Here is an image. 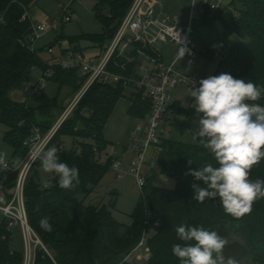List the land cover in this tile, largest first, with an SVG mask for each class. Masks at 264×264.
Instances as JSON below:
<instances>
[{"label":"trees","instance_id":"obj_1","mask_svg":"<svg viewBox=\"0 0 264 264\" xmlns=\"http://www.w3.org/2000/svg\"><path fill=\"white\" fill-rule=\"evenodd\" d=\"M238 1L241 3L238 11L240 15L232 25L223 20L221 11L211 14L210 9L206 8L202 15V24L208 27L221 21L227 37L239 38L238 46L229 50L223 61H218L207 45L201 48L200 57L218 61L219 68L215 76L223 71L237 79L251 80L264 93V0ZM36 2L0 0V15L5 20L0 24V124L7 130L4 140L13 150L12 166L13 160L19 158L23 161L28 155L29 148L25 143L33 136L36 128L45 136L60 119L55 120L54 113L43 117L47 108L53 105L56 111L62 112V116L69 107H64L63 100L80 92L86 81L79 69L65 70L59 65H49L39 56L46 49H35V45L32 49L28 44L32 20L23 17L26 13L31 14ZM132 3L133 0H102L95 8L96 18L103 27L102 34L69 38L71 51L82 53V40H88L95 47L106 46L114 39ZM65 40L64 36H59L57 42L48 48ZM136 46L140 47L138 44ZM147 53L153 55L152 52ZM134 55L137 60L138 55ZM136 64L135 61L123 69L125 60L117 58L108 68L115 74L131 77ZM34 68L40 69L47 83L57 88V94L49 105L44 104V98L40 97L44 90L42 86L38 87L40 93L35 94L31 102L17 103L11 99V92L21 89L28 82ZM49 73L52 75L47 76ZM65 89L70 90V93L62 98ZM125 90L123 81L115 84L94 83L52 138L49 147L59 149L60 161L79 170L80 182L77 186L62 189L57 180L52 179L53 186L44 189L36 179L41 168L40 162L33 165L30 173L33 170L34 175L30 177L29 174L25 186L26 210L31 228L47 251L36 249L32 264H140L128 257L144 234L149 232L152 236L147 246L151 259L143 264H181L180 259L171 251L173 244L183 243L178 240L175 232L181 223L203 226L226 238L236 229L245 243L244 247L233 246L234 250H238L236 260L239 264L241 257L248 258L250 264H264V198L256 200L251 213L240 219L225 214L218 197L204 203L193 199L192 183L201 187L204 184L186 175L189 169L198 170L209 162L215 167L219 166L199 137L194 144L162 139L160 154L150 174L146 176V184L132 214L131 225L121 223L114 217L117 192L111 193L113 198L108 203L104 204L100 200L97 204H86V200L112 169L113 158L101 161V156L110 144L105 137V130L117 105L125 98ZM135 91L137 93H133L129 99L131 105L128 114L135 120L144 121L152 111V104L144 96L143 90ZM254 103L264 106V97ZM173 109L176 121L172 126L189 127L196 116L195 109H183L176 102ZM65 137L73 138L72 151L64 150ZM189 159L193 161L191 165ZM13 168L3 180L4 192L11 190L16 183L18 171ZM158 175L173 179L176 182L175 189L155 187L154 179ZM257 178L264 180V160L251 169L250 179ZM149 194L157 215L155 224L149 223ZM9 196L7 194L6 198ZM43 217L49 218L51 232L41 228L40 220ZM0 264H26L25 250L13 246V230L6 220L0 227Z\"/></svg>","mask_w":264,"mask_h":264},{"label":"built area","instance_id":"obj_2","mask_svg":"<svg viewBox=\"0 0 264 264\" xmlns=\"http://www.w3.org/2000/svg\"><path fill=\"white\" fill-rule=\"evenodd\" d=\"M75 1L67 0L61 6V13L50 20L40 23L32 22L31 35L28 39V44L31 45L32 49L42 36L57 31L61 26L73 20L72 6ZM195 1L193 0L190 23L187 27H182L171 16L157 13L158 0H133L114 39L103 48L97 47L100 49V54L94 59L87 60L84 52L74 53L68 50L65 57L53 61L50 64L51 66L59 65L65 70L79 69L81 76L86 77V81L82 90L76 95L74 101L47 135L43 136L40 129H35L33 136L25 143L29 148V152L38 147H49L59 127L94 83L115 84L123 81L126 89L143 90L144 96L152 104L151 113L146 120L137 123L132 133V137L137 138L136 141H139V145L136 149L135 159L131 162L130 174L136 179L142 191L146 184L145 165L147 153L149 149L159 146L162 139L167 138L169 127L176 121L173 109L176 101L171 92L181 87L191 91V82L199 87V81L201 80V78L193 75L178 72L175 69V63L165 65L160 51L161 46H175L177 48L183 46L189 50L184 56L185 59H196L200 56L201 49L194 41L195 30L192 26L195 15ZM224 4L225 0H204L203 13L206 8H209L211 14H214L220 11ZM23 19L32 20V16L26 13ZM4 21V17L0 15V24ZM139 43L142 45L137 47L136 44L139 45ZM146 49L152 52L153 55H149ZM211 49L218 61H223L229 52L224 41ZM47 51L52 53L53 48H48ZM134 54L138 55L137 60ZM141 57H145L146 61H141ZM117 58L125 60V65L122 66L123 69L126 65L137 62L131 77H123L109 70L110 63L115 62ZM50 75L52 73L47 76ZM46 83L44 77L41 83L42 88L46 87ZM39 93V88L34 90V94ZM38 161L31 162L28 167H25L24 164L16 167L18 177L14 187L8 191L9 198H6L3 190V180L12 169V165L9 163L6 168L0 167V217L8 222L12 230L16 227L21 229L26 264H32L34 254L32 245L34 243L47 251L38 235L31 228L26 210L25 186L33 165ZM123 165V159L114 160L112 164V169L117 172L119 178L123 176ZM146 237L147 234H144L143 239L128 259L136 262H149L151 253L147 246Z\"/></svg>","mask_w":264,"mask_h":264},{"label":"clouds","instance_id":"obj_3","mask_svg":"<svg viewBox=\"0 0 264 264\" xmlns=\"http://www.w3.org/2000/svg\"><path fill=\"white\" fill-rule=\"evenodd\" d=\"M188 51L180 46L175 60L180 62ZM191 84L188 96L194 102L185 107L194 108L199 117L192 138L199 137L219 165L209 162L198 170L189 169L186 175L204 184L201 187L192 183L193 199L204 203L218 197L225 214L240 219L251 213L256 200L264 198V180L250 179L253 166L264 160V106L254 103L264 93L251 80L237 79L228 73L203 78L199 87ZM58 151L55 146L38 147L29 152L26 160L17 158L12 164L28 167L39 160L42 171L51 175V179L43 181L44 189L53 186L52 179L60 188L72 189L80 182L79 170L61 162ZM188 163L193 161L189 159ZM7 166V153L0 152V167ZM40 226L52 231L48 217L40 220ZM175 232L183 243L173 244L171 251L181 264H239L235 258L225 257L228 240L217 231L181 223Z\"/></svg>","mask_w":264,"mask_h":264},{"label":"rangeland","instance_id":"obj_4","mask_svg":"<svg viewBox=\"0 0 264 264\" xmlns=\"http://www.w3.org/2000/svg\"><path fill=\"white\" fill-rule=\"evenodd\" d=\"M203 1L204 0H197V3H196L197 10H200L202 8ZM66 2L67 0H40L38 5L32 9V14H33L32 22L40 23V22L47 21V20H50L51 18L56 17L57 15L61 13V6L64 5ZM101 2L102 0H77L72 6L73 20L70 23L61 26L57 31L50 32L49 34L42 36L36 42V47L41 48L40 46H44L43 48H46L47 46L53 43H56L59 36H64L67 39L66 41H68L69 38L78 39L84 36L102 34V25L97 20L96 14H95L96 6ZM197 32L198 34L194 38H195V43L198 46H202L203 43H206L208 44V46L213 48L215 45L222 42L220 28H209L207 26H203L202 24H199L197 28ZM80 47L83 49L84 55L87 60L94 59L97 55L100 54V49L98 48L92 49V46L89 45L88 40H82L80 42ZM201 48H203V46ZM178 49L179 48L175 46H171L170 48H166L163 51L162 57H163L165 65H170L174 62ZM218 68H219V63L218 61H216V59L209 62L203 57H199L193 60L183 58L180 62L178 61L177 64L175 65V69L178 72L185 74V75H193L201 79L207 78L208 76H215V73L217 72ZM221 73H223V71L219 72V74ZM69 93H70V90L65 89L61 97L65 98L66 95H68ZM78 93H76V95ZM133 93H137V91H134ZM171 93H172L174 100L176 99L181 100V103L185 109L189 108V107H185V104L191 105L194 99L191 96H188L190 92L185 87H181L180 89L173 90ZM56 94H57V88L55 85L52 84L51 89H46V93L44 95L45 96L44 104H48V105L51 104ZM76 95L74 94L73 96H70L66 98L65 100H63L65 108L68 107L72 103V101H74ZM50 113H54L55 120H57L62 114V112L56 111L54 106L51 105L47 108L45 113L42 114V116L46 118L49 116ZM198 119L199 117L196 115L189 127L185 125H184L185 127L183 128L182 127L181 128L171 127L169 130L170 131L169 138L182 141L188 144L196 143V140H193L192 137L196 129L195 121H197ZM6 132H7L6 128L2 124H0V152L7 153L8 164H9L13 156V150L4 140ZM63 148L66 152L73 150L74 140L72 137H65L63 139ZM153 149H154L153 152L155 155L154 161H153L154 163H152V166L148 168V171H149L148 173L151 172L153 166L155 165L158 159L160 151H161L160 146H156ZM105 152L102 155L103 161H105V156H107ZM22 164L23 163H21L19 167ZM13 169L16 170V167H14ZM33 175L34 173L32 170V172L30 173V177ZM124 175L125 174H123V176ZM106 176L107 177L105 178V180L98 186L97 188L98 190L95 191L96 193H99V196H98L99 198L96 199L95 196H92L90 199L86 200V204H97V202L100 200H102L104 204L108 203L113 198L111 193L118 192V195L116 197L118 199L117 207L113 211L114 217L116 220L126 225L132 224L133 223L132 214L142 194V191L140 190L136 179L133 176L128 174L127 176H124L121 180L115 175L112 169H110V171L108 172ZM36 179L38 182L42 184L45 179H51V175L43 172L42 169L40 168L39 175ZM116 184L117 186L123 185L124 188L122 190H119V188L115 187ZM7 194H8V191L5 192V195ZM93 199H96V200L93 201ZM3 223H4V220L0 217V227ZM151 236H152V233L149 232L146 237L147 242ZM227 240H228V244L224 249L225 257L226 258L233 257L237 259L238 254L236 253V251L238 250H234L233 246H243L244 247L245 243L242 237L239 235L236 229H233L230 232ZM13 246L18 250H23L24 248L22 232L19 227H16L15 229H13ZM32 248H33V252H35L36 249L42 248V247L37 246V244L34 243L32 245ZM240 260H241L240 264H250L249 259L246 257H241ZM140 264H143V262H140Z\"/></svg>","mask_w":264,"mask_h":264},{"label":"crops","instance_id":"obj_5","mask_svg":"<svg viewBox=\"0 0 264 264\" xmlns=\"http://www.w3.org/2000/svg\"><path fill=\"white\" fill-rule=\"evenodd\" d=\"M39 2H40V0H37L34 7L37 6ZM196 3H197V0L194 2L195 15H194V20L192 22L193 29L195 30L194 37L198 34L197 28H198L199 24H202V15H203V8H204V1H203L202 8L200 10H197ZM238 5H239V7H238ZM192 6H193V0H158L157 13L167 14V15L171 16L173 19H175L176 22L180 26L187 27L190 23ZM32 9H31V16L33 17ZM240 9H241V3L238 0H225V4L220 10L221 16H222L224 21H226L229 25H232L238 19L239 15H240L238 11ZM40 15H42V14H40ZM203 26H205V25H203ZM209 28H220L221 39H222V41H224L226 43L229 50H233L234 48H236L238 46V44L240 42L239 38H237L236 36L227 37L225 35L224 25L221 21L215 23L214 26L209 27ZM102 32H103V27H102ZM47 34H49V33H47ZM194 41H195V38H194ZM89 45L92 46V49L97 48L91 42H89ZM205 45L208 46V44H206V43L202 44V46H205ZM202 46H199L200 49ZM40 47L41 48L36 47V44H35V49H37V48L42 49L44 46H40ZM170 47L171 46H161L160 47V51H161L162 56H163V51L166 48H170ZM45 49L46 50L44 52L40 53L39 56L41 57V59H43L46 63H48L50 65L51 63H53V61H58L61 58L65 57L68 50H71V46H70L69 42L65 40V41L59 42L56 46H54L52 53H49L47 51L48 46ZM87 49H89V48H87ZM89 50H91V49H89ZM65 51H66V53H64ZM140 60L146 61V58L141 57ZM177 62L178 61L174 60L173 63H175V65H176ZM209 62H211V61H209ZM43 80H44V73L40 69L34 68L28 82H26L21 89L14 90L13 92H11V95H10L11 99L17 103H27V102L33 101V99L35 98L34 90L41 86V83L43 82ZM51 86H52V84H50L49 82L46 83V87L43 88L44 90L41 92V96L40 95H38V96L44 98L45 97L44 95L46 93V89H51ZM134 91H135V89H126L125 90V98H123L119 102V104L117 105L113 115L111 116V118L107 124L106 130H105V137H106L107 141L110 143L106 152H105L107 155V156H105V161L108 158H113L114 160L123 159V161H124L123 174H125L124 176H127L128 174L131 175L130 174V170H131L130 165H131V162L135 159L136 149L139 145V141H136L137 138L132 137V133L134 131V128L137 125V123L139 122V120L133 119L128 114V110H129V107L131 105V102L129 101V99H130V96L133 94ZM175 101H176V103H178L180 105L181 108L185 109L184 106L182 105L180 99H176ZM57 122H58V120H57ZM56 123H55V125H56ZM171 127L174 128V126H172V125H171ZM171 127H169V130ZM169 135H170V131H169L167 138H169ZM153 148L149 149L147 156H146V165H145L146 176H148L150 174V173H148L149 172L148 168L152 166V163H154L153 161H154L155 155L153 152V150H154ZM101 161L105 162L102 160V156H101ZM113 172L118 177L117 172L114 170H113ZM124 176H122L120 178L118 177V178L122 180V178ZM105 178H104V180H105ZM154 186L157 188H161V189L174 190L176 187V182L173 179L166 177L164 175H158L154 179ZM115 187L119 188V190H122L124 188L123 185L117 186V184L115 185ZM97 188H96V190H98ZM92 196H95V198L98 199L99 193L94 192L88 199H90ZM96 199H93V201H95ZM97 203H99V201ZM129 225H131V224H129Z\"/></svg>","mask_w":264,"mask_h":264},{"label":"water","instance_id":"obj_6","mask_svg":"<svg viewBox=\"0 0 264 264\" xmlns=\"http://www.w3.org/2000/svg\"><path fill=\"white\" fill-rule=\"evenodd\" d=\"M139 45H142V44L139 43ZM146 50L148 51V49ZM147 202H148V208H149V223L155 224L157 221V215L155 213V210L152 204V198L150 194L147 196Z\"/></svg>","mask_w":264,"mask_h":264}]
</instances>
